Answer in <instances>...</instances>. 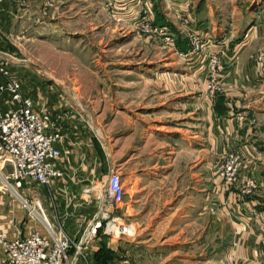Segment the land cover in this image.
Returning a JSON list of instances; mask_svg holds the SVG:
<instances>
[{
  "label": "rangeland",
  "instance_id": "obj_1",
  "mask_svg": "<svg viewBox=\"0 0 264 264\" xmlns=\"http://www.w3.org/2000/svg\"><path fill=\"white\" fill-rule=\"evenodd\" d=\"M58 12L55 29L49 19H39L30 37L13 38L18 52L0 51V58L47 95L46 80L55 82L57 95L89 119L94 132L103 130L110 161L120 162L114 154L116 135L134 131L130 145L133 141L137 150L139 187L132 182L130 168L122 166L125 199L110 204L119 228L112 227L115 234L98 232L106 249L114 251L110 264H179L181 255L168 257L175 249L181 253L179 240L185 235L170 223L154 229L170 208L162 195L167 184L148 185V164L157 163V175L166 172L168 151H179V141L186 143L182 177L187 174L189 222L193 221L189 237L196 234L195 208L202 205L197 192L208 180L218 178L246 205L245 195L258 184L250 186L242 176L239 183L221 176V166L235 151L211 150L228 129L214 113L226 119L230 113L232 119L237 115L240 136L246 138L247 129L255 128L249 141L264 149V0H72ZM238 64L233 77L248 86L240 88L244 96L235 105L225 78ZM213 79L214 92L208 86ZM176 165L179 158L172 166ZM0 187L10 199V221L17 226L13 234L44 231L42 218L5 183ZM34 190L36 185L25 192L17 189L32 206Z\"/></svg>",
  "mask_w": 264,
  "mask_h": 264
},
{
  "label": "crops",
  "instance_id": "obj_2",
  "mask_svg": "<svg viewBox=\"0 0 264 264\" xmlns=\"http://www.w3.org/2000/svg\"><path fill=\"white\" fill-rule=\"evenodd\" d=\"M71 1L0 0V51L11 53L14 49V53L18 52L13 38L30 37L39 28V19H49L50 23L55 24V29L58 26V7ZM239 65L231 67L225 78L226 85L232 88L229 91L230 101L235 105L240 102L241 96H244L241 89L248 86L242 79L233 77L238 75ZM1 79L0 76V81ZM21 83L24 94L34 99L36 108H49L59 117L60 130L64 136L60 167L65 173L63 177L55 179L49 187L42 188L39 195L46 203L47 207H44L47 215L50 214L49 219L54 223L63 222L67 232L78 240L99 212L97 190L111 167L121 171L122 166H128L132 182L139 187L137 150L133 141L130 145V137L134 131L125 133L123 130L121 134L116 135L114 154L120 162H112L108 157L109 145L103 137V130L98 127V133L94 132L89 119L71 109L61 94L57 95L55 82L46 80L49 95L43 93L31 79L27 81L22 78ZM214 116L215 120L226 122L228 129L225 133L227 136L222 137L221 143L212 146L211 150L218 152L220 147L222 150L240 151L243 157L241 176L243 180L256 179L258 188L245 195L248 200L245 205L237 198L238 192L225 187L218 178L212 179L211 183L208 180L206 188L197 192V196H201L202 205L195 208L196 234L189 237L188 229L193 221L189 222L187 174L182 177V167L186 166L183 154L187 147L186 143L179 141V151H168L169 155L165 156L168 160V163L163 164L166 172L157 175V163L154 161L151 166L148 164V185L153 183L155 186L159 181L167 184L162 195L166 199L165 205L168 203L170 208L163 222L155 224L154 229L166 228L164 224L170 223L171 229L178 226L179 233L185 235V238L179 240L182 244L181 253L175 249L168 257L170 259L174 255H181L180 259L183 261L179 264H261L264 253V149L255 141H249L252 139L250 134L256 132L255 128L247 129L246 138L240 136L235 124L237 115L233 119L231 113L227 119L218 117L215 113ZM220 121L219 123H222ZM177 158L180 165L173 167ZM149 160L148 157L147 161ZM0 179V183H4L2 176ZM87 187L91 192L88 198L84 195V189ZM2 188L0 187V231H11L8 234L10 238L18 237L13 234L17 226L10 221V199ZM150 194L148 190V195ZM103 208L114 214L109 204L103 203ZM173 220L175 221L172 225ZM100 240L98 233L93 241L95 248L99 246ZM0 264H7L1 247Z\"/></svg>",
  "mask_w": 264,
  "mask_h": 264
},
{
  "label": "built area",
  "instance_id": "obj_3",
  "mask_svg": "<svg viewBox=\"0 0 264 264\" xmlns=\"http://www.w3.org/2000/svg\"><path fill=\"white\" fill-rule=\"evenodd\" d=\"M8 65V61L0 58V176L31 212L33 210L32 213L42 218L46 227L44 231L34 228L24 236L14 238L6 232L0 233L5 261L7 264H90L98 230L115 234L112 227L119 228L117 217L103 208V203H123L126 194L123 174L116 167L110 168L97 190L99 212L78 240L67 232L63 222L51 225L39 193L65 173L60 167L64 136L59 117L49 108H36L34 99L24 94L21 78ZM213 70L214 65L211 72ZM208 86L214 92L217 86L215 79ZM242 165V154L235 151L221 166V176L229 182H241ZM247 183L250 186L257 184L252 179ZM33 185L38 187L32 191L34 206L17 191L21 188L25 192ZM90 193L88 187L84 189L86 198ZM261 264H264V253Z\"/></svg>",
  "mask_w": 264,
  "mask_h": 264
},
{
  "label": "trees",
  "instance_id": "obj_4",
  "mask_svg": "<svg viewBox=\"0 0 264 264\" xmlns=\"http://www.w3.org/2000/svg\"><path fill=\"white\" fill-rule=\"evenodd\" d=\"M184 46H186L185 42ZM99 235H101L100 231ZM111 255L114 256V251H110L109 249L107 250L104 244V239L101 238L99 242V249H97V251L93 253L92 256L93 264H110L112 259Z\"/></svg>",
  "mask_w": 264,
  "mask_h": 264
}]
</instances>
